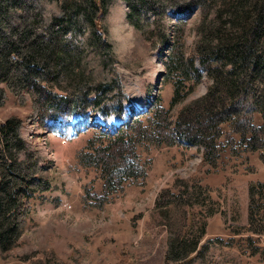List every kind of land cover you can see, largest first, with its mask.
<instances>
[{
    "label": "rangeland",
    "instance_id": "rangeland-1",
    "mask_svg": "<svg viewBox=\"0 0 264 264\" xmlns=\"http://www.w3.org/2000/svg\"><path fill=\"white\" fill-rule=\"evenodd\" d=\"M123 7L119 11L114 4L109 9L111 38L122 61L114 65L119 86L102 97L101 108L86 102L71 114L34 109L29 89L23 102L8 90L0 105V121L10 114L21 117L27 137L46 155L50 179L48 189L32 197L28 227L13 248L0 253V264H30L21 256L43 249H51L67 264H166L167 230L153 208L163 188L177 192L176 184L186 179L199 185L201 197L203 192L206 198L190 209L194 221L206 223L198 243L200 256L190 264H264V191L248 195L251 182L264 181L262 149H247L241 135L223 123L215 137L216 151L203 159L200 143L188 144L173 130L182 99L173 105L171 99L182 74L170 68L173 61L168 54L180 49L190 54L198 12L183 15L180 34L175 31L178 15L168 11L164 42L155 29V48L145 50L134 48V29L119 21ZM151 18V13L143 12L141 25ZM174 40L178 47L172 50ZM208 79L203 76L194 82L186 100L203 94ZM158 107L167 110L161 119L156 118ZM243 112L252 124H263L258 111ZM154 122L175 143L156 144L139 136L141 127ZM148 131L156 130L150 126ZM128 135L135 141L122 151V139L128 141ZM131 153L145 174L115 176L106 186L102 164L112 167L124 154L132 158ZM210 206L223 212L207 215Z\"/></svg>",
    "mask_w": 264,
    "mask_h": 264
},
{
    "label": "trees",
    "instance_id": "trees-1",
    "mask_svg": "<svg viewBox=\"0 0 264 264\" xmlns=\"http://www.w3.org/2000/svg\"><path fill=\"white\" fill-rule=\"evenodd\" d=\"M114 4L119 11L124 6L119 21L134 29V48L143 46L145 50L155 48V29L164 42L168 11L178 15L175 31L180 34L183 15L194 9L198 12L190 54L182 49L168 54L173 61L168 63L170 68L182 74L171 99L172 105L182 99L174 115V133L188 144L200 143L203 159H207L216 151L219 125L226 123L230 131L241 135L247 149H262L260 158L264 162V0H0V105L8 90L23 102L29 89L34 109L71 114L86 102L101 108L102 97L119 86L114 65L122 58L111 38L109 18ZM143 12L152 14L145 26L140 22ZM173 45L172 50L178 47L175 40ZM203 76L210 77L205 92L186 100L194 82ZM185 79L192 82L185 84ZM247 110L258 111L263 124H252L251 117L243 112ZM166 113L158 107L156 118ZM150 126L156 131L147 132ZM160 126L154 122L137 133L156 144L175 143L168 132H159ZM127 138L122 139V151L128 150L132 145L129 141L134 140L133 135ZM131 154L130 159L124 154L112 167L102 164L106 186L115 176L145 174ZM48 170L46 155L27 137L21 117L10 114L1 120V254L13 248L28 227L32 197L49 187ZM176 185L177 192L162 189L153 209L167 230L166 264H190L200 256L198 243L206 226L205 222L194 221L190 209L193 203H205L206 198L203 192L201 197L200 186L187 179ZM255 191H264V181L251 182L248 195L253 196ZM249 199L247 218L251 222ZM218 210L223 212L214 206L206 212L208 215ZM21 258L30 260V264H67L51 249L25 252Z\"/></svg>",
    "mask_w": 264,
    "mask_h": 264
},
{
    "label": "crops",
    "instance_id": "crops-1",
    "mask_svg": "<svg viewBox=\"0 0 264 264\" xmlns=\"http://www.w3.org/2000/svg\"><path fill=\"white\" fill-rule=\"evenodd\" d=\"M257 180H258V181H261L260 179H257ZM218 211L220 212V210H218ZM214 213H215V212H214ZM214 213H213V214H214Z\"/></svg>",
    "mask_w": 264,
    "mask_h": 264
}]
</instances>
